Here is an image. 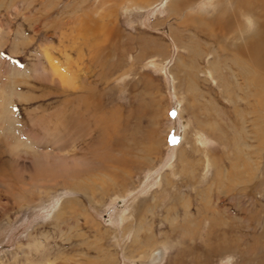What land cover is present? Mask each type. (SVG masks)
I'll return each mask as SVG.
<instances>
[{
  "label": "rangeland",
  "instance_id": "374dc122",
  "mask_svg": "<svg viewBox=\"0 0 264 264\" xmlns=\"http://www.w3.org/2000/svg\"><path fill=\"white\" fill-rule=\"evenodd\" d=\"M141 1L0 0V264H264V0Z\"/></svg>",
  "mask_w": 264,
  "mask_h": 264
},
{
  "label": "bare ground",
  "instance_id": "6f19581e",
  "mask_svg": "<svg viewBox=\"0 0 264 264\" xmlns=\"http://www.w3.org/2000/svg\"><path fill=\"white\" fill-rule=\"evenodd\" d=\"M228 1H231V5H232L231 7L233 8L232 9V11H233L232 12L233 13L232 16L233 17L234 16H237V15H241V11H243L242 14L244 16L247 14L244 11V10H246L248 12V9H247L248 7L246 6L247 4L245 5V0H228ZM133 2H134L133 3V6H132L133 8H127V9H134V10H136V9H142L141 7H138V3L142 2L141 0H137V1L136 0H133ZM250 7H252V6H250ZM214 21H217V20H214ZM214 21H212V23ZM217 27L218 28H217L216 31L214 30V27H211L210 30H207L206 36L208 35V38L209 39H213L217 43H219L220 48L225 49V47L228 48L230 46V47H232V49L234 51H237L239 53L246 52L247 53V57L248 58L249 57L252 58V60L254 62L255 61H258L257 60L258 58L264 56V38L262 37V34H261V32L264 31V29L262 30V28H260L259 26H257V29L255 31H253L250 35H248L244 39V45H245L246 48H242L241 46L235 44V42L237 41V37H234L235 34L233 32H231L230 27H227V25L225 24V22L224 23L218 22V26ZM228 32H230V34ZM230 35H234V36H230ZM226 37H230V39L233 40V41H235V42H231L230 43V41L227 40ZM225 44H228V45H225ZM50 72H51L50 73L51 75L53 74L54 76H58L57 75L58 73H57L56 70L51 69ZM163 258H164V252H163V250L162 249H155V250L151 251L144 260H142L141 262L139 261L140 263H138V264H159L162 261ZM227 261L229 262L230 261V258H228Z\"/></svg>",
  "mask_w": 264,
  "mask_h": 264
}]
</instances>
